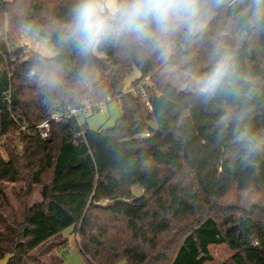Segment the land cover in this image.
<instances>
[{"label": "trees", "instance_id": "trees-1", "mask_svg": "<svg viewBox=\"0 0 264 264\" xmlns=\"http://www.w3.org/2000/svg\"><path fill=\"white\" fill-rule=\"evenodd\" d=\"M76 3L0 0L7 21V39L0 35V261L13 254L9 264H22L71 229L86 264H206L214 244L234 253L224 264H264V18L252 23L250 0H224L206 5L202 33L176 34L166 61L131 41L84 56L62 40ZM23 28L50 40L58 55L26 59L16 47ZM224 53L235 73L215 96L169 84L174 71L199 80ZM37 68L45 75L59 68L60 84L41 83ZM135 71L131 86L149 80L152 111L142 95L122 96ZM108 97L121 103L113 128L92 131L86 121L68 120L52 124L47 140L36 134L55 110ZM4 184L21 187L20 218Z\"/></svg>", "mask_w": 264, "mask_h": 264}, {"label": "clouds", "instance_id": "clouds-1", "mask_svg": "<svg viewBox=\"0 0 264 264\" xmlns=\"http://www.w3.org/2000/svg\"><path fill=\"white\" fill-rule=\"evenodd\" d=\"M224 0H77L71 9V20L63 31L64 43L73 44L78 51L88 56L105 43L131 41L145 54H155L166 61L174 44V37L180 30L194 36L204 31L210 8L219 6ZM249 11L252 23L258 24L264 18V0H250ZM219 50L217 49V52ZM40 81L49 88L60 82L59 68L50 75L40 68ZM235 73V64L227 53L215 60L209 72L197 84V94L205 99L222 90ZM80 78L87 80L84 70ZM224 123V122H222ZM238 139H245L241 136ZM255 150L259 147L248 140Z\"/></svg>", "mask_w": 264, "mask_h": 264}, {"label": "rangeland", "instance_id": "rangeland-1", "mask_svg": "<svg viewBox=\"0 0 264 264\" xmlns=\"http://www.w3.org/2000/svg\"><path fill=\"white\" fill-rule=\"evenodd\" d=\"M0 35L4 37V40L7 39V21L4 16H0ZM16 47L23 50L24 57L26 59L35 55H40L46 58H54L58 55L56 48L50 40L40 37L38 34L30 31L28 28H23L21 30L20 41L16 43ZM97 56L103 57L100 54H97ZM139 77V72L135 71V73L127 79L125 83V89L131 87L132 82L139 79ZM197 82L198 79H195L192 76L180 71H174L169 78V84L177 92L186 94L197 93ZM103 110L104 113H97L89 116L86 119V124L89 130L106 131L113 128L121 116V103L120 101L110 102L103 106ZM4 141L5 140L1 139L0 137L1 154H4ZM2 189L8 197L12 208L15 210V213L20 218L22 214V207L21 202L16 195L19 193L21 187L16 184H4L2 185ZM133 191H137V189H134ZM78 242V237L74 231L68 229L63 233L62 236L58 237V239H55L49 243H52L50 245L52 248L55 244L57 246L61 245L62 251L58 249V253L60 254H57L55 250H49L47 253H43L44 249L41 248L37 251L30 252L22 264H57V261H61L62 264H86L85 259L78 249ZM208 252L213 260L211 262H207L206 264H224L227 263L234 255V253L225 244L211 245L208 247ZM41 253H43V256H41ZM13 257L10 258L9 261L13 259Z\"/></svg>", "mask_w": 264, "mask_h": 264}, {"label": "built area", "instance_id": "built-area-1", "mask_svg": "<svg viewBox=\"0 0 264 264\" xmlns=\"http://www.w3.org/2000/svg\"><path fill=\"white\" fill-rule=\"evenodd\" d=\"M11 1V0H7ZM148 79L144 82L141 83L138 88H135L133 86L124 89L122 96H128V95H142L143 97V102L145 105L148 107L149 111H152V107L150 102L148 101L145 93V87L148 84ZM128 87V86H127ZM119 97H117L118 99ZM113 98L108 97L104 102L97 104V103H88L84 105L81 108H74L71 106H66V107H61L49 116L46 120H44L41 124H39L36 127V134L42 139V140H47L50 137L51 133V126L52 124H63L65 121L68 120H75L79 127L83 125V123L86 121V119L94 114L97 113H104L103 106L107 105L108 103L112 102ZM23 133L26 132V129L23 128ZM79 136H83L82 133L79 134ZM144 137L149 138L150 134L146 133ZM17 145L19 148H22V143L21 139L19 138L17 140Z\"/></svg>", "mask_w": 264, "mask_h": 264}, {"label": "water", "instance_id": "water-1", "mask_svg": "<svg viewBox=\"0 0 264 264\" xmlns=\"http://www.w3.org/2000/svg\"><path fill=\"white\" fill-rule=\"evenodd\" d=\"M146 125L153 132H158L159 131V126L156 123H154V122H150V121L146 122ZM132 195L135 198H139L141 196V191L140 190L133 191ZM12 257H13V255H8L4 260L0 261V264H8L9 259L12 258Z\"/></svg>", "mask_w": 264, "mask_h": 264}, {"label": "crops", "instance_id": "crops-1", "mask_svg": "<svg viewBox=\"0 0 264 264\" xmlns=\"http://www.w3.org/2000/svg\"><path fill=\"white\" fill-rule=\"evenodd\" d=\"M14 185V184H13ZM64 233V232H63ZM63 233H62V235H63ZM61 235V236H62ZM60 237V236H59ZM58 239V238H57ZM52 244V243H51ZM51 244H47V245H45V246H42V247H40V248H38V249H44V251H43V253H47L49 250L51 251V250H55V252H57V254H60V253H58V249H62V246L61 245H53V248H52V246H50ZM44 247V248H43ZM38 249H36V250H34V251H37ZM62 251V250H61ZM60 252V251H59ZM43 253H41L42 255L41 256H43ZM45 257V256H44ZM58 263L57 264H62L61 263V261H57ZM86 262V261H85Z\"/></svg>", "mask_w": 264, "mask_h": 264}]
</instances>
